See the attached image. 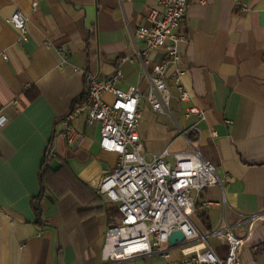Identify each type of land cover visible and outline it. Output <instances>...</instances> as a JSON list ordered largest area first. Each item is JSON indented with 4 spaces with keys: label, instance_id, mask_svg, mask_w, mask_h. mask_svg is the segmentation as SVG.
Segmentation results:
<instances>
[{
    "label": "crops",
    "instance_id": "1",
    "mask_svg": "<svg viewBox=\"0 0 264 264\" xmlns=\"http://www.w3.org/2000/svg\"><path fill=\"white\" fill-rule=\"evenodd\" d=\"M239 1L248 9L238 8ZM154 5V0H0V115L6 118L0 125V264H168L183 258L169 243L164 244L169 256L103 258L106 230L121 213L95 184L116 168L118 155L101 148L99 123L77 119L74 143L61 123L86 96L83 70L105 77L121 65L117 86L143 94L140 136L147 158L171 150L176 128L160 117L173 112L152 108L146 98L150 81L136 55L144 47L137 30ZM17 10L29 17L24 41L9 21ZM180 29L188 41L178 44L180 59L168 64L165 79L186 122L181 132H194L195 146L221 181L201 192L195 221L206 230L241 223L242 264H264V219L252 226L248 220L264 214V0H190ZM62 45L67 63L61 61ZM167 55L152 50L150 71ZM177 71L185 72L181 82L188 100L180 99ZM194 106L204 118L184 116ZM193 125L197 129L190 130ZM227 250L219 247L223 257Z\"/></svg>",
    "mask_w": 264,
    "mask_h": 264
},
{
    "label": "built area",
    "instance_id": "2",
    "mask_svg": "<svg viewBox=\"0 0 264 264\" xmlns=\"http://www.w3.org/2000/svg\"><path fill=\"white\" fill-rule=\"evenodd\" d=\"M154 2L146 23L137 30L144 47L137 50L136 55L141 58L150 81L147 100L155 111L171 115L172 93L165 77L168 64L180 59L178 44L188 41L187 33L180 27L190 0ZM36 5L34 3L33 7ZM237 7L248 9L243 1H239ZM9 21L20 31V41L26 40L29 17L17 10ZM155 49L165 50L168 58L150 71L149 54ZM58 50L62 63H67L68 49L62 45ZM3 55L8 58L7 54ZM83 71L88 85L86 96L74 105L61 123L69 143L76 142L79 136L74 122L81 116L86 117L89 125L99 123L101 148L118 155L116 168L95 184L99 193L118 204L121 213L120 221L106 230L103 258L118 261L155 252L169 256L170 250L164 247L169 243L174 250L183 253V258L168 264H242L245 233H242L241 223L206 230L195 221L201 192L221 183L215 165L203 156L195 146V140L182 131L187 149L171 152L168 147L147 158L140 136V100L143 94L135 87L124 91L117 86L124 75L121 65L105 77ZM184 73L177 71L173 77L181 92L180 99L188 100L190 94L181 82ZM107 94L112 98L108 99ZM192 114L204 118L203 110L198 107H188L184 116L187 118ZM5 121L6 118L0 115V125ZM195 129L197 126L193 125L190 130ZM262 219L264 214H252L248 219L249 225ZM177 230L185 234V240L172 244L170 235ZM223 245L228 247L225 257L219 251Z\"/></svg>",
    "mask_w": 264,
    "mask_h": 264
},
{
    "label": "rangeland",
    "instance_id": "3",
    "mask_svg": "<svg viewBox=\"0 0 264 264\" xmlns=\"http://www.w3.org/2000/svg\"><path fill=\"white\" fill-rule=\"evenodd\" d=\"M174 99L172 100V103H171V110L173 112V116L172 117H167V116H163L161 115L160 117V121L161 122H164V123H167L168 125H172L174 126V128H176V140L173 144V146L171 147V152H175V151H179V150H184V149H187V144L185 143V140L183 138V136L181 135V129L182 130H185L187 129V126H186V122H185V119L179 115V113L175 110V107H174ZM179 127H178V125ZM181 128V129H180Z\"/></svg>",
    "mask_w": 264,
    "mask_h": 264
},
{
    "label": "water",
    "instance_id": "4",
    "mask_svg": "<svg viewBox=\"0 0 264 264\" xmlns=\"http://www.w3.org/2000/svg\"><path fill=\"white\" fill-rule=\"evenodd\" d=\"M184 240H185V234L180 230L174 231L169 238V241L172 244H176L177 242H182Z\"/></svg>",
    "mask_w": 264,
    "mask_h": 264
},
{
    "label": "trees",
    "instance_id": "5",
    "mask_svg": "<svg viewBox=\"0 0 264 264\" xmlns=\"http://www.w3.org/2000/svg\"><path fill=\"white\" fill-rule=\"evenodd\" d=\"M189 138H191L192 140L196 138V135L194 134V132H190Z\"/></svg>",
    "mask_w": 264,
    "mask_h": 264
}]
</instances>
